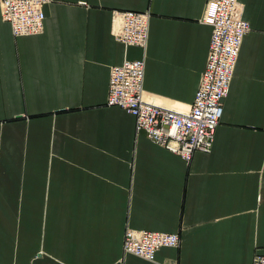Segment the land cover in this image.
I'll list each match as a JSON object with an SVG mask.
<instances>
[{
  "label": "crops",
  "instance_id": "1",
  "mask_svg": "<svg viewBox=\"0 0 264 264\" xmlns=\"http://www.w3.org/2000/svg\"><path fill=\"white\" fill-rule=\"evenodd\" d=\"M208 0H48L43 30L0 15V264H252L264 254V0L244 35L209 152L189 162L106 103L110 67L143 50L114 10H149L147 101L189 109L205 68ZM126 227L177 232L155 260Z\"/></svg>",
  "mask_w": 264,
  "mask_h": 264
},
{
  "label": "built area",
  "instance_id": "2",
  "mask_svg": "<svg viewBox=\"0 0 264 264\" xmlns=\"http://www.w3.org/2000/svg\"><path fill=\"white\" fill-rule=\"evenodd\" d=\"M48 0H0V15L8 21L14 36L37 34L43 30V4ZM239 0H208L203 21L212 27L205 68L194 99L186 111L149 102L144 97L145 59L125 58L109 72L106 103L117 105L134 116L135 133L189 162L196 150L209 152L223 110L244 35L250 29ZM149 10H114L113 35L126 47L145 48ZM144 53V51H143ZM177 232L137 230L126 227L124 252L155 260L163 246L178 247ZM252 264H264V254L256 253Z\"/></svg>",
  "mask_w": 264,
  "mask_h": 264
},
{
  "label": "bare ground",
  "instance_id": "3",
  "mask_svg": "<svg viewBox=\"0 0 264 264\" xmlns=\"http://www.w3.org/2000/svg\"><path fill=\"white\" fill-rule=\"evenodd\" d=\"M115 37V36H114ZM117 40V39H116ZM148 40V39H147ZM121 42V41H120ZM146 45H147V43H146ZM125 46V45H124ZM130 46H134V45H130ZM128 47V46H127ZM126 46H125V48H127ZM139 47V46H138ZM141 48V47H140ZM142 49V48H141ZM143 51H144V53H143V55L142 56H144V59H145V57H146V46H145V48H143L142 49ZM141 58V57H140ZM125 59V58H124ZM131 59V58H130ZM134 59V58H133Z\"/></svg>",
  "mask_w": 264,
  "mask_h": 264
}]
</instances>
